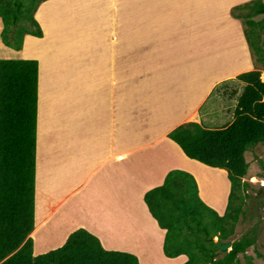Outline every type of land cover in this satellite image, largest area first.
Returning <instances> with one entry per match:
<instances>
[{
    "label": "crops",
    "instance_id": "obj_1",
    "mask_svg": "<svg viewBox=\"0 0 264 264\" xmlns=\"http://www.w3.org/2000/svg\"><path fill=\"white\" fill-rule=\"evenodd\" d=\"M118 1L110 0L107 7L115 8L109 11L112 20L108 26L95 24L89 19L85 24L87 27L83 25L77 36L65 31L52 33V27L48 30L51 31L50 40L46 36L40 38H46L45 47H51L56 58L44 65L43 91L41 81L39 85L36 225L30 235L35 256L62 247L73 233L84 229L98 237L106 250L131 253L139 258L135 250L118 248L122 246L112 237L115 234L109 231L123 226L119 222L131 223L136 219L139 223L148 221L150 224L152 220L159 229L144 196L150 189L163 184L167 174L179 167L180 154L188 158L169 134L185 123L197 121L199 109L189 107L185 111L183 107L171 110L167 106L172 96H184L181 86L173 85L176 67L172 64L176 59L163 56L156 66H152L153 57H150L153 49L163 52V48L173 45L172 39H167L166 44V37L171 38L172 35L166 34L164 26L159 24L164 21V11L141 9L147 17H157L152 20L156 23L151 28L147 26L146 31L152 32L156 39H162L143 42L136 46L135 49L140 50L134 53L130 18L135 11L122 9ZM259 17L256 20H262ZM56 19L57 15L50 18V23L54 24ZM60 21L64 23L61 29L65 28V17ZM106 28L110 44L108 54L103 55L100 33ZM53 39L54 45L59 47L64 42L77 41V51L71 50L67 44L58 52L53 49ZM25 49L26 45L24 50L14 54L20 59H37ZM133 62L143 67L139 70L140 75L134 73ZM144 63L148 66L145 67ZM245 70L248 72L255 68ZM152 79L156 81L152 82ZM134 80L141 82L134 84ZM148 82H151L150 86ZM143 83L146 86H142ZM164 93L170 95L167 102H161ZM209 93H212L210 88L206 94ZM134 94H138L141 100L135 101ZM180 111L186 112L183 120L166 130V124L177 118L176 113ZM209 112V117L215 116L214 109ZM212 169L228 176L226 170ZM85 200L93 207L84 205ZM94 209H98L99 215ZM91 213L99 218V222L101 216L111 213L117 222L109 219L110 227L107 228L108 219L99 224L88 221ZM39 235L44 238L39 240ZM165 235L162 233L161 236V251Z\"/></svg>",
    "mask_w": 264,
    "mask_h": 264
},
{
    "label": "trees",
    "instance_id": "obj_2",
    "mask_svg": "<svg viewBox=\"0 0 264 264\" xmlns=\"http://www.w3.org/2000/svg\"><path fill=\"white\" fill-rule=\"evenodd\" d=\"M48 0H0L2 41L15 50L24 49L26 38H43L35 15ZM231 16L241 21L251 49L264 62L256 42L264 39V0L236 5ZM262 68L242 73L244 88L233 109V121L220 128L204 123H185L169 134L191 160L228 172L230 193L224 215L206 204L193 174L170 171L163 184L146 192L144 201L166 232L164 254L186 256L184 264H240L256 241L249 230L235 239L240 217L246 215L245 192L251 185L246 153L264 144V81ZM40 64L36 59H0V264H141L131 253L106 250L98 237L80 229L60 248L38 256L30 237L36 225V152ZM218 112V111H217ZM253 233V236H249ZM233 243L223 251L216 243ZM261 256V254H259ZM250 262V261H249ZM253 264V263H249Z\"/></svg>",
    "mask_w": 264,
    "mask_h": 264
},
{
    "label": "rangeland",
    "instance_id": "obj_3",
    "mask_svg": "<svg viewBox=\"0 0 264 264\" xmlns=\"http://www.w3.org/2000/svg\"><path fill=\"white\" fill-rule=\"evenodd\" d=\"M45 1L40 5L36 19L42 26L44 37L46 36L50 40L51 31L68 32L74 36L78 35L80 30L87 27L85 25L89 22V19L94 21L95 24L108 26L111 24L110 10H114V6L110 0H55L53 2ZM251 0H119L118 4L122 9H131L134 15L131 16L132 24V42L134 53H137L140 49H135L136 46L141 45L143 42L158 41L162 38H157L150 31H146L147 26H153L156 22V16L147 17L142 8H153L164 11V21L159 24L163 25L166 34L172 35L173 45H168L163 48V52H159V49H153V65H157L159 58L165 56H172L176 59V69L173 73V85L175 87L181 86L183 95L177 94L169 99L168 94L162 98L167 102L169 99L171 102L167 106L171 110L185 109L189 107L199 109V123H204L209 128H220L227 121H233V109L237 105V97L243 90V84L237 81V76L245 73V69L249 70L252 67L262 68L263 61L261 62L259 56L256 55L255 63L252 60L251 49L248 44L247 38L244 33V25L241 21L234 19L231 16V10L234 6L240 5ZM52 8V9H51ZM117 13V9L114 11ZM57 15L54 24L50 23V18H54ZM93 16V18H91ZM65 17V28L63 27L60 18ZM118 17H122L119 15ZM264 21V16H261ZM123 19V18H122ZM58 23V25H55ZM67 24V25H66ZM48 25V26H47ZM54 25V26H52ZM60 25V26H59ZM57 26V29L54 27ZM4 24L0 18V59H20L15 51L7 46L2 41V32ZM46 31V33H45ZM46 34V35H45ZM101 42L103 55H107L109 50V32L108 29H102ZM264 36V31H263ZM43 37V38H44ZM52 37V36H51ZM120 33H118V38ZM71 37H68L69 39ZM46 39V38H45ZM45 39H39L30 36L26 41V52L33 53L36 60L41 65L40 81L42 85V91L44 87V65L53 61L56 56L53 53L51 47H45ZM175 40V41H174ZM61 42V41H60ZM53 49L58 52L62 48L69 44L71 50H76L78 47L77 41L62 43L61 46L54 45L55 40L52 42ZM24 45V47H25ZM10 50H6L5 47ZM256 47L259 50H264V39L256 42ZM33 50V51H30ZM24 50V49H23ZM21 53V52H20ZM264 53L260 51V56ZM22 56H27L22 54ZM167 62L166 59H164ZM264 60V59H263ZM134 73L140 75V64L133 62ZM145 67L148 64H143ZM263 76V75H262ZM222 78V79H221ZM262 80L264 81L263 77ZM145 81V80H142ZM151 81V80H150ZM156 79H152V82ZM141 81L134 80V84H140ZM215 83V84H214ZM151 82H148V86ZM142 86H146L143 85ZM213 88H212V87ZM138 87H140L138 85ZM210 88L208 95L206 94ZM137 89V86H134ZM213 89V91H212ZM180 91V89H178ZM191 96L188 98V91ZM43 95V94H42ZM179 96V97H178ZM181 96V97H180ZM183 97V98H182ZM141 98L134 94V100L138 101ZM211 108L215 110V116L209 117ZM196 109V110H197ZM218 111V112H217ZM217 112V113H216ZM186 112L176 113L177 118L168 122L165 129L176 125L181 122ZM190 123V122H189ZM182 153V152H181ZM181 160L178 168L189 172L194 175L200 186V194L206 204L214 208L218 213L224 215L227 211V205L230 193V180L228 176L218 170L212 169L208 166L202 165L199 162L188 160L185 155L180 154ZM246 160L249 163L248 175L243 179L248 182L251 187L245 192L248 198L244 204V211L246 215L240 217V222L237 224L236 233L234 238L240 239L249 230L255 231L257 237L256 243L250 247L245 255L240 256V264H264V144H258L252 147L246 153ZM186 169V170H185ZM93 207L92 204L85 200L84 205ZM84 206V207H87ZM96 215L98 209H94ZM91 213L88 221L106 222V227H110L109 219L112 222H117L111 213L107 216H101L100 222L98 217ZM138 220H132L131 223L119 222L123 226H116L110 229V233L115 234L112 237L120 243L122 247L127 248L131 252H136L139 256L141 264H184L187 261L186 256H179L176 258H168L164 252L161 251L162 243L161 236L165 232L158 229V226L154 225L153 221L150 222H137ZM51 231L53 228H50ZM140 232V233H139ZM249 236H253L250 233ZM44 236L39 235V240ZM153 239V240H152ZM218 238H215V241ZM159 241V242H158ZM125 244V245H124ZM154 244V245H153ZM41 248V246H40ZM233 248V247H232ZM229 248L227 252L231 251ZM225 252V251H224ZM261 254V256L259 255ZM250 261V262H249Z\"/></svg>",
    "mask_w": 264,
    "mask_h": 264
},
{
    "label": "water",
    "instance_id": "obj_4",
    "mask_svg": "<svg viewBox=\"0 0 264 264\" xmlns=\"http://www.w3.org/2000/svg\"><path fill=\"white\" fill-rule=\"evenodd\" d=\"M262 190H264V186L262 187ZM216 243L223 251H227L229 248H232V242L222 245V243L217 240Z\"/></svg>",
    "mask_w": 264,
    "mask_h": 264
},
{
    "label": "bare ground",
    "instance_id": "obj_5",
    "mask_svg": "<svg viewBox=\"0 0 264 264\" xmlns=\"http://www.w3.org/2000/svg\"><path fill=\"white\" fill-rule=\"evenodd\" d=\"M262 75H263L262 77H263V79H264V73H263Z\"/></svg>",
    "mask_w": 264,
    "mask_h": 264
},
{
    "label": "clouds",
    "instance_id": "obj_6",
    "mask_svg": "<svg viewBox=\"0 0 264 264\" xmlns=\"http://www.w3.org/2000/svg\"><path fill=\"white\" fill-rule=\"evenodd\" d=\"M217 240L219 241V239H217ZM217 240H216V241H217ZM232 247H233V243H232Z\"/></svg>",
    "mask_w": 264,
    "mask_h": 264
}]
</instances>
